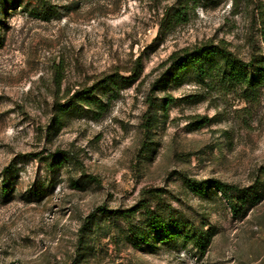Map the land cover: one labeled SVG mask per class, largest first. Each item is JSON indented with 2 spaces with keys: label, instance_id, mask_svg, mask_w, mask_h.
<instances>
[{
  "label": "rangeland",
  "instance_id": "1",
  "mask_svg": "<svg viewBox=\"0 0 264 264\" xmlns=\"http://www.w3.org/2000/svg\"><path fill=\"white\" fill-rule=\"evenodd\" d=\"M209 42L236 71L169 69ZM239 66L264 77V0H0V264H264V84Z\"/></svg>",
  "mask_w": 264,
  "mask_h": 264
},
{
  "label": "trees",
  "instance_id": "2",
  "mask_svg": "<svg viewBox=\"0 0 264 264\" xmlns=\"http://www.w3.org/2000/svg\"><path fill=\"white\" fill-rule=\"evenodd\" d=\"M42 12L44 16H46L49 13V5L46 3H42ZM209 55H216V56H221L224 58L225 61L228 63L231 62L232 68L234 71L237 70L236 64H240V62L237 60V58L232 55L231 51L227 50L226 48H222L218 44H214L212 42L209 43H203L200 45H195L193 47L189 48H183L182 50L174 52L169 60L171 62L170 68L169 69H174L175 71L181 70L189 63L196 64L203 60L205 57H208ZM240 67V66H239ZM241 68V67H240ZM170 70L166 73L169 74ZM240 78L247 84L248 88L256 90L257 87L260 85L264 84V77L260 75H248L245 73L244 68L242 67L240 71H238ZM113 80V76H108L106 77L103 81L100 82L99 85L109 83L110 81ZM85 92L80 91L78 92L73 98H72V105L77 104V101L81 99L84 96ZM61 153V152H60ZM56 153L51 157V160L49 161L50 166L52 167H57L62 164V154ZM206 183H214L215 186L219 187L220 190L228 192V190H236L237 187L235 185L229 186L225 183L220 182L219 180H212V181H204L199 184L201 185H206ZM196 184V183H195ZM244 201L241 203L243 206H245V203L247 201V197H243ZM231 207L234 210H237L239 206V200H237L235 197L230 200ZM244 203V204H243ZM158 228H160L162 233H167L168 238L172 237L175 238L176 235L178 234L177 232H173L170 230L169 226H164L163 224L157 223ZM193 243L198 247L200 250L205 251L206 250V243H205V238L203 235L200 233L199 235L196 236L195 239H193Z\"/></svg>",
  "mask_w": 264,
  "mask_h": 264
}]
</instances>
